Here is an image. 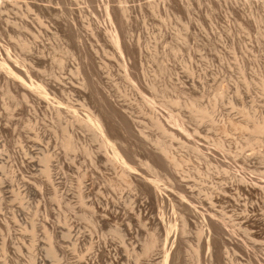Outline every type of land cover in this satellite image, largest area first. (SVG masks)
<instances>
[{"label": "rangeland", "instance_id": "374dc122", "mask_svg": "<svg viewBox=\"0 0 264 264\" xmlns=\"http://www.w3.org/2000/svg\"><path fill=\"white\" fill-rule=\"evenodd\" d=\"M38 1L42 5L52 6V11L51 15L46 13V16H42L47 28L44 26L40 40L37 41L38 46L34 47L32 53L34 57L43 55V59L35 65V69L38 66L39 71L36 70V74L40 78L50 79L56 73L61 80L64 76L61 81L64 86L53 89L59 94L55 96L54 93L53 96L59 98L69 91L71 95L74 93L72 97L80 112H85L86 107L82 108L84 104H88L87 108L91 111L96 107V93L83 89L80 76L73 75V79H68L71 76L68 68H75L81 60L75 54L72 42L63 37L52 20L62 14L67 18L74 10L83 21L87 18L85 24H88V18H96L102 22L108 17L107 4L117 8L124 4L131 7L129 35L143 49V57L135 73L142 76L145 69L147 85L139 91L137 79L127 76L121 56L107 38L104 42L90 40L98 48L100 46L98 52L93 48L97 68L102 72V84L98 87L104 92L106 90L111 101L124 111L129 120L132 135L127 136L131 150L136 152L134 165L151 176H158L161 183H166L170 188L168 185H172L173 181L169 180L171 178L163 169L152 171L146 165L140 164L144 161L148 148L159 152L149 138L161 139L171 146L172 153L180 161V169H176L167 159L165 165L174 173L176 170L181 171L180 176L185 177L184 193L172 190L164 203L168 210L167 215L172 214L174 217L171 223L176 232H170L169 235L163 228L156 229L161 207L155 206L154 202L146 200L140 193H136L134 199L131 195L134 191H130L127 183L118 178L119 168L113 169L105 160L97 163L98 168L91 164L88 154L80 147L81 144L86 146L87 141H91L89 132L85 134L80 127H76L75 140H78L81 150L78 153L65 154L61 144L64 133L52 116H49L50 113L44 105L38 107L36 103H27L21 92L9 94L5 80L0 77V264H110L111 261L114 264H156L159 259L158 251L163 249L164 244L170 247L174 238L176 248L181 249V264H196L200 223L194 213L190 216L186 233H182L183 223L176 204L183 194L185 200H193L191 204L197 206L199 212L215 214L218 218H232L231 222L234 220L243 230L247 227L249 233L250 227L255 235L264 238V188L261 187L264 186V133L252 131L254 120H264V0H194L191 6L183 4V13L169 8L168 10L167 7L154 11L151 3L156 0H105L106 3L99 6V14L96 13V3L90 5L81 0ZM31 11L26 18L39 14L37 7H33ZM10 14L12 13H7L4 19H14V14ZM2 19L0 44L8 46L12 54L28 56L19 40L22 38L21 40L35 41V37H32L34 32L38 33V26L34 19H27V23H30L29 31L27 28H12L11 21L8 25ZM83 29L86 30L85 27ZM106 58L112 61L113 70L111 69L110 74L105 73L103 63ZM60 60L69 67L61 70ZM28 61L32 62L30 59ZM149 80L155 81L156 89L149 86ZM71 81L74 84L73 91L68 89V86H72ZM179 81H185L186 93L192 90L198 93L197 101L207 110L206 116L196 115L187 107H181L182 112L179 111V106L165 104V94L178 95L175 88ZM186 93L180 95L187 97ZM139 103H153L163 114L183 113L180 115L185 119V133L189 138L183 140L164 134L161 129L151 124L148 115L137 111V107L130 108ZM30 104H33L32 107ZM165 118L169 119L166 115ZM140 130H144L149 138L139 133ZM36 133H39V138H36ZM220 142L222 147L219 146ZM92 144L97 151L98 143ZM194 144H198L203 152L211 153L219 161H208L206 157L200 156L193 149ZM45 149L55 155L51 161L52 184L48 183L43 172L45 162L42 158ZM58 164L63 166L60 168ZM228 165L242 171L257 185L242 186L238 181L231 186L224 185L228 181ZM85 167L89 168L88 172ZM83 170L86 172L85 205L79 202L72 190L76 177ZM93 176H98L96 180L99 184L95 178L93 179L96 182L93 181ZM111 180L117 185L109 184ZM66 185H70L68 190ZM62 186L63 189L66 187L64 195L61 194ZM55 188L60 191L57 190V193L53 190ZM97 200H101L100 205ZM90 204L95 206L94 216ZM104 207H108L114 214L118 213V219L110 215L108 219H101ZM132 208L137 214L144 210L147 223L145 220V225L131 222V231L126 236L127 252L110 232L115 225L127 230L126 212ZM32 218L36 223L34 230L30 221ZM66 219L68 225L64 223ZM68 230L71 231L72 238H63L61 234ZM51 231L56 232L53 239L46 237ZM152 233H156L157 246L148 256L142 255L145 242ZM77 235H80V240L75 246ZM167 235L170 238L167 239ZM232 247L228 246L231 249ZM115 248L120 252L119 258L115 261L109 260L108 255H114ZM234 248L237 250L236 244ZM206 253L207 247L199 251L200 256ZM229 253L233 255L231 251ZM239 253L238 260L245 263L246 258Z\"/></svg>", "mask_w": 264, "mask_h": 264}, {"label": "bare ground", "instance_id": "6f19581e", "mask_svg": "<svg viewBox=\"0 0 264 264\" xmlns=\"http://www.w3.org/2000/svg\"><path fill=\"white\" fill-rule=\"evenodd\" d=\"M35 1L37 2L38 0H35ZM81 1H83L84 3H88L90 5H94L96 3L98 5L96 9L97 14L100 13L99 6H101L102 4L104 5V3H106L104 2L105 0H81ZM193 1L194 0H156L151 3V7L154 11H160L161 7H164V8L167 7V9L169 8V9L175 10L178 13H183L184 11L183 4L186 3L189 6H191L193 4ZM36 2H34L33 0L32 1L31 0H0V20L2 18L4 19V16H7V13L8 14L12 13L10 14L11 16L14 14L13 15L15 16L14 19L10 20L9 17L8 18L5 17L4 19L6 20L4 23L6 24L8 23V25H9V22L11 21L10 23L11 25H13L12 28L19 27V29L24 28L25 30L27 28L26 30H28V25H30V23L29 24L27 23L28 18L26 17H28V14H30V11L33 10V7H37L39 9L38 15H35V17L33 18H29V19H34L33 21H35V23L38 26V33L36 34L34 32L33 37H32L33 39L35 37L34 39L35 41L31 42L32 39L29 41V39L27 38H26L27 40L25 39L21 40L22 38H20L21 41L19 40V43L21 44L19 45L22 46V48L27 51V53L29 54L28 56L26 55L24 57H21L22 55L19 56L20 54L18 53H17L18 55L12 54L8 46H4L0 44V77H3V79L5 80L8 93L10 94L11 92H15V93L21 92L22 97L25 99L27 103L28 101L33 102V104L36 103L38 107L39 105H44V107L47 109L46 111L50 113L49 116L50 117L52 116V118L57 122L56 124H58L59 128L64 133V137L61 141V144L63 145L65 149L63 150L65 154H69L70 152L78 153V151L81 150L83 147L84 151L89 156L91 164L94 165V167L98 168L99 165L97 163L101 162L102 160H105V162L107 164H110L113 167V169L116 170L117 168H119L118 178L121 181H125L127 183L130 191H134V193L132 192L131 194L134 199L136 198V195H137L136 193H140V195L142 194V196L144 195V197H146L145 198L146 200L150 199L152 202L155 203V206L161 207L160 209L161 211L159 215L160 217L156 223L157 225L156 229L163 228L168 232V234L170 232H173L174 234V232H176L175 231L176 229L173 228V225H172L173 223H171L173 215L172 214L171 216L167 215L168 210L165 208L164 203H165V199L167 198L168 193L173 192L172 190L182 191V192L184 191L183 178L185 177L180 176L182 173L179 170L178 171L176 170V173L169 170L170 168L169 169L167 168V166L165 165L166 163L165 161L166 159L169 160L170 163L176 169H180L178 168L180 166L179 159H177L176 156H174V154L172 153L170 145H168L161 139H155V140L151 139L149 138L148 134L146 135L145 132H143L144 130L142 131L140 130L139 133H141L144 137L149 138V140H151L154 143L155 148L159 151L158 152L159 154H158L156 153V151L154 152L152 149L148 148V151L144 157V161H142V163L140 164L146 165L149 168V170H152V171H156L157 169H163L167 173V175H169V177L171 178V179L169 178L168 179L172 180L173 183H171V181L169 182L172 184V185L170 184L168 185V186H171L169 188L166 186V183L165 185L164 183H161V179L158 176H154V175L151 176L148 172H145L144 170L136 167V165H134L135 164L134 156L136 152L132 151L131 150L132 146L130 147V145L128 144L127 135L128 134L132 135V131H131L132 129L130 128L129 120L126 117L124 111H121V108L117 107L118 105L116 106L111 101L109 97L110 95L106 93V90L104 92L102 89H100V87H98V86H101L100 84H102V72L99 71V69L97 68V64L94 59L93 48H95V52H98L99 51L98 49L100 48V46L98 48L96 43L94 45L93 43L90 42V40L93 39L94 41L104 42L107 40V38L109 39L108 41H110L116 47L119 55L121 56L123 65L126 69L127 76L129 78L132 77V79L133 77L137 79L139 83V91H140V88L142 89L145 87V85H147L146 81L148 82V79H147L146 70L143 69L142 76L137 75V73H135V70H137L138 65L141 62V59L143 57V54H142L143 49L141 48V45L139 43H135L133 38L129 35L128 29H129V25L131 22L130 20L131 13L129 14V12H130L131 7L124 4V5H121L119 8H117L114 5L107 4L106 11H107L108 17L106 18V20L101 22L96 18H93V19L88 18L89 20L88 24H85L84 22L87 20V18H85L83 21V18L79 17L78 14H76L74 10L70 12L69 16L67 15V18L64 14H62L61 16L59 15L60 17L55 16L53 20L51 17H49L51 18L53 25H57V27H59V31L62 33L63 37L66 38V40L72 42V44L74 45L73 48H75L74 51H76V53L75 52H72V53L77 54L78 57L80 58L79 61L81 60L79 63H77L76 67L73 65L75 67L73 69L70 68L67 63L60 60L61 70H64L67 67H69L70 69L68 68V70H70V75H71L70 78H68L69 80L73 79V75H76L78 77L80 76L82 79L83 89L93 90L96 93L95 102H98L96 107L91 111L89 107L87 108L88 104H84V105L82 104L83 105L82 108L86 107V110L84 109L85 112H80L77 109L75 105L76 102L74 103V100L72 97L74 93L71 95L69 91V93L65 94L66 96L65 95L62 97L59 96V98L58 97L55 98L53 96V94L56 92V91H53V89L61 87L60 86L62 85L61 81L63 80L64 76L62 77V80H61L60 79L61 77L56 73H53L52 74L53 77H51L50 79L48 77L40 78L36 74L39 71L37 69L38 66L35 69V65L36 63L38 65L39 61L43 59L42 58L43 55L41 54V57L39 56L34 57L32 53H33L34 47L37 45V41L40 37L41 31L44 29V26H45L42 16L43 17L44 15L46 16V13L51 15V11H52V8H51L52 6L50 7L48 5H42L39 1H38L39 3H36ZM141 10H144V8L141 7ZM44 19H47V18H44ZM63 20L65 21L64 23L62 22ZM4 23L3 25H5ZM35 23L33 24L36 25ZM244 24L248 25V22L244 21ZM83 27H85L86 30H84ZM82 29L84 31V34L82 33L83 32ZM14 34L15 33L13 32V35ZM42 39H43V36H42ZM72 56L74 57V55ZM28 59L32 60L33 64L31 61L27 62ZM111 64H112V61L106 58L105 62L103 63L104 68L106 70L105 73L110 74V71L112 69ZM189 72H192V71H189ZM67 82L70 83V81L68 80ZM72 82L73 81H71V84H70L72 86H68L70 87L68 88L69 90L72 89L71 91L74 90L73 88L74 84ZM154 82L149 80V86L152 89H156ZM67 85L68 84H66V86ZM63 86L64 85H62V87ZM175 90L178 93V95H167V94L164 95L166 105L179 106L178 107V109L180 108L179 111H182L181 107H187V108H190L194 113H196V115H199L201 117L206 116L207 110L204 107H202L201 103L197 101L198 93L195 90H192L191 92L189 91L186 93L185 81H179L178 84L176 85ZM62 91H65V90H62ZM235 92H236V89H235ZM181 93H184V94L186 93L187 97L181 96L180 95ZM54 95L56 96L59 94L55 93ZM130 108L132 109L136 108L137 111L148 115L150 118L151 124L161 129L160 131H162L164 134H168L172 138H179V139L185 138V140L189 138V137L187 138L186 133H185L187 127L185 124L186 123L185 119L181 116L183 113L181 114V112L178 111L179 113L163 114L157 110L158 108L153 103L134 104V106H131ZM165 115L168 116L169 119H166ZM76 127H80L83 133L89 132V137L91 141L98 143L97 151H95L94 147H92L93 142L91 141L90 142L87 141L88 143H86V146L85 144L82 145L80 143L82 146L80 145L81 149H79L80 147L77 142L78 140L77 141L75 140ZM248 128L249 127H246V129ZM57 130H58V127H57ZM252 131L257 132V133H264V120H260V119L258 120V118L254 120L253 125H252ZM38 134L39 133L35 134L36 138H39ZM219 146L222 147L221 142L219 143ZM193 149L200 156L206 157L208 161L211 159L216 162L219 161L218 158L212 155L211 153L203 152L198 144H194ZM53 155L54 153L48 151L47 149L43 151L42 159L45 162L43 172L49 184H52V179H53L52 169H51V166H52L51 161H52ZM162 156L164 157L165 160L163 159ZM223 158H226V157L223 156ZM224 162L226 161L224 160ZM70 165H73V164H70ZM59 166L61 168L63 165L61 166L60 164ZM87 166H88V163H87ZM94 167L92 166V168ZM228 167H229L228 169L229 173H227L228 176L226 177L228 178V181L224 185L231 186V184L234 185V182L236 183V181H238L239 183L241 182V184H243L242 186H250V184H252V186L257 185V183L255 184L254 182H252V179H250L249 176H245L242 173V171L236 170L235 168L233 169L229 165ZM87 169L89 171L88 167L86 168V171ZM63 177L65 178V174ZM85 177H86V172L84 170L82 172H79V175L76 177L75 186L72 185L73 188L70 187L75 192V195L77 196L79 202L82 203L83 205L86 204ZM97 177L98 176L96 177L93 176L92 179L95 178L96 180ZM97 182L99 184V181ZM109 184H111L112 186L117 185L116 183L113 182V180H111V182L109 181ZM69 186H67V190ZM261 187L264 188V186H261ZM62 189H63V186H62ZM53 190L57 192L58 189L55 188ZM65 190H66V187L62 190L61 194H63ZM59 191L60 190H58V192ZM56 192H55V195H56ZM95 198L97 199V197ZM184 198H185V195L183 194L182 198L180 197L176 204L180 212V215H181V221L183 223L182 233L183 234L186 233L190 216H193L194 213L197 219H199V223H200V227L198 229V234H199V240H198L199 245L197 249L198 259H197L196 264H264V238H262L263 239L262 240L260 238L261 236L255 235V233H253L250 230V227H249V233L247 231V227L243 230L242 226H237L234 220L232 221L234 223L231 222L232 218H227L223 216H220L218 218L215 216V214L213 215L207 212H199L197 210V206H192L191 203H193L192 202L193 200L189 199L188 201V200H185ZM100 201L101 200L99 201L97 200L98 205H100L99 204ZM90 209L92 210V213H93L92 216H94L96 212L95 206L91 205ZM143 211L140 210L138 214L134 211V208H132L131 211L130 210L127 211L126 218L128 219V222L127 221L126 222H127L129 229L127 228V230L124 231L123 229H121V226L119 227V225L117 226L115 225L114 230L110 232L112 233L113 238L115 237L116 239L120 241L119 243H121V247H123L125 251H127V245H126L127 237L126 236L131 231L130 230L131 222L135 221L136 223H143V225L147 223L145 220L147 217L145 215V212L143 213ZM103 212L104 214L101 216V219L103 220L108 219V215L113 216L118 219V216H119L118 213L114 214L112 213V211L110 212L108 207L107 208L104 207ZM250 218L251 216L249 215V220ZM90 219L93 222V224H95L94 219L92 217ZM67 220L68 219H66V221L64 222L66 225H68ZM154 220L155 219H153V221ZM30 221H32V229H33L36 226L35 220L32 218ZM98 222H99V219H98ZM53 231H51V233L50 232L47 233L46 237L49 239H53L54 237H56V234H55L56 232L54 233ZM242 231H244L243 232L244 234L242 233ZM61 235L63 236V238H68V237L72 238L70 230L62 233ZM169 235H167V239L170 238L168 237ZM79 240H80V235L79 236L77 235L75 238V243H74L75 246L77 245ZM92 240L90 242H92ZM175 242H176V238H174L170 247H168L167 244H164L163 249L158 251L159 259H157L156 264H181V258H180L181 249L176 248ZM234 244L237 245V250H235ZM229 245L233 246L232 249L234 248L233 250H235V252L239 251L241 255H243L246 258V259L244 258L246 260V262L244 261L245 263L240 262V259L238 260L237 254L239 252L235 253L234 251H232L231 248H228ZM155 246H157V237H156V233H152L149 240L145 242L142 255L148 256L150 251L154 249ZM205 247H207L206 255L200 256L199 255L200 249L205 248ZM229 250L232 253L234 252L233 255L229 253L230 252ZM119 254L120 252L118 251L117 248H115L114 255L113 254L108 255L109 260H114V261L115 259L117 260L119 258ZM110 264H114V262L111 261Z\"/></svg>", "mask_w": 264, "mask_h": 264}]
</instances>
